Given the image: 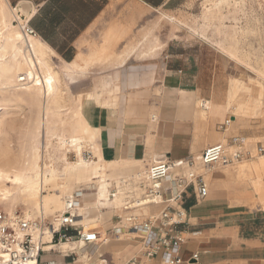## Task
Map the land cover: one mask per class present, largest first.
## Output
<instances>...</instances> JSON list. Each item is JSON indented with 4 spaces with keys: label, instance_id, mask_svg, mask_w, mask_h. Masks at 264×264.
Returning a JSON list of instances; mask_svg holds the SVG:
<instances>
[{
    "label": "rangeland",
    "instance_id": "rangeland-1",
    "mask_svg": "<svg viewBox=\"0 0 264 264\" xmlns=\"http://www.w3.org/2000/svg\"><path fill=\"white\" fill-rule=\"evenodd\" d=\"M14 25L17 24L14 22ZM101 48L107 50L103 55L93 54L95 49ZM54 53L53 64L60 77L59 96L53 103L54 113L44 120L53 130L48 147L43 151L44 158L45 153L53 152L54 146L65 144L57 140L58 137L68 139L74 128L87 125L94 132L93 144L100 151L97 127L106 110L118 107L140 111L157 103L160 97L167 95L165 70L172 71V77L178 75L183 80L181 90L188 92L184 96L193 101L199 135L196 142L212 136L215 141L211 144L225 145L233 137H242L253 154L251 160L208 172L207 185L222 182L239 204L264 209L260 207L264 195V166L261 165L264 152L256 153L257 147H264V0H179L178 6L157 10L132 0H110L100 18L81 35L71 60L75 62L73 67L68 68L64 59ZM134 83L138 85L133 87ZM256 98L260 100L258 105ZM203 101L207 110L202 108ZM58 108L60 115L55 113ZM37 112V106L29 104L27 92L21 93L12 85L0 90V159L13 160L22 155L21 149L37 135ZM124 114L138 115L128 111ZM229 118L235 123L218 130L217 126ZM202 149L193 152V156H198ZM44 158L46 164H51ZM83 158L92 159L89 147L83 150ZM66 159L68 162L76 160L72 152ZM132 163L121 162L119 158L103 159V177L108 183L126 178V184L120 185L121 208L125 193L131 190L128 179L144 169L138 163L137 170H132L131 166L136 164ZM4 187L12 189L10 183L4 182ZM77 187L82 184L61 191V209L53 214L43 212L44 217L51 219L61 212L64 199L78 192ZM52 194L55 192H44V195ZM84 198L86 203L94 202L86 195ZM0 209L3 210L1 206ZM86 209L90 214L95 211L90 205H86ZM159 209V206H151L150 212ZM16 211L25 214L22 206ZM103 220L107 222L106 229L102 226L92 229L100 232L102 238L106 230L107 237L114 239L105 237L109 244L102 247L112 253V257L119 247L134 242L133 236L125 235L116 240L112 224L116 226L122 220L113 214H105ZM135 247L138 253L140 247ZM103 258L109 264L110 256ZM42 260L55 264L66 261L55 254H46Z\"/></svg>",
    "mask_w": 264,
    "mask_h": 264
},
{
    "label": "crops",
    "instance_id": "crops-1",
    "mask_svg": "<svg viewBox=\"0 0 264 264\" xmlns=\"http://www.w3.org/2000/svg\"><path fill=\"white\" fill-rule=\"evenodd\" d=\"M109 1L31 0L29 23L31 25L32 19L37 15L44 23H50L55 16L59 15L62 25H71L75 21L84 24L85 27L79 31L70 45L73 48V59L81 35L100 18L104 9L108 7ZM132 1L153 10L171 8L179 4V0ZM7 2L14 8L16 4H22L23 0H7ZM59 36H63L61 32H59ZM38 39L50 47L39 34ZM71 60H64V62H71ZM165 73L164 77L168 79V81L166 80L167 87L164 88L167 95L160 97L157 103H152L147 108L143 107L140 111L137 108L123 110L118 107L106 110L101 125L97 127L100 129L98 142L104 160L110 161L119 158L121 162H126L125 160L129 163L139 161L144 167L152 161L160 159L179 160L190 155L193 156V152L203 148L199 152L200 154L206 147L213 145L211 143L215 141V137L212 136H208L201 142H196L199 135L197 119L192 110L193 101H189L190 98L184 96L188 92L181 90L182 78L177 77L178 75L175 78L172 77V71L165 70ZM136 85L138 84H132L133 87ZM127 111L137 112L138 115L136 117L125 116L124 113ZM132 178H129L128 181ZM125 179L122 178L120 182L115 180L114 183L113 180L109 182L107 192L109 206L100 212L102 221H104L105 214H113L120 218L124 225L127 224L128 214L122 210L121 206L117 213L112 205L117 197L122 200L123 193H120V185L126 184ZM224 185L219 182L216 186L213 184L208 186V194L202 199L196 198L192 188H188L182 196L181 206L185 211L186 219L185 224L179 227V232L185 239L184 244L177 252L181 260L180 264H264V209H251L245 204H239ZM114 190H119L121 195L118 194L112 198L110 195ZM78 192H82L84 198V191ZM88 198L95 200L94 196ZM152 206H159V211L163 208V205ZM144 208L135 210V214L140 212L145 214ZM150 208L151 205L146 206V214L159 212L151 213ZM112 226L113 229L115 225L112 224ZM98 233L100 234V232ZM103 236L104 238H101L104 240L105 237L109 238L106 231ZM131 236H133L131 240L134 242H130L122 248L119 247V250L115 249L118 251L114 252L115 256L112 257V253L106 248L102 249L109 244L107 241L103 246L93 251L80 250L74 262L61 255H55L66 260L61 264H103L101 260L106 256H110L109 264H130V260L134 257H137L136 264H166L168 258L171 257L164 252H159L153 259L146 260L136 253L135 246L140 247V237L138 235ZM121 237H125V234L121 233L116 240H120ZM66 244L59 245L60 251L64 252L70 248L69 246L62 247ZM74 247L78 246L75 244ZM88 252H96L97 258L91 262L84 259V254ZM193 254H198L196 262L191 260Z\"/></svg>",
    "mask_w": 264,
    "mask_h": 264
},
{
    "label": "bare ground",
    "instance_id": "bare-ground-1",
    "mask_svg": "<svg viewBox=\"0 0 264 264\" xmlns=\"http://www.w3.org/2000/svg\"><path fill=\"white\" fill-rule=\"evenodd\" d=\"M17 10L18 8L11 7L7 0H0V90L7 85H12L21 93L27 92L29 104L36 105L38 109L36 114L38 131L36 137L32 141L29 140V144L21 149L22 155L19 158L13 160L0 159V206L9 214H13L19 206H22L25 217L30 219H34V215L37 214L40 217L44 216L43 212L44 214H53L58 208L61 209V203H59L62 200L61 191L68 186L82 184V187H77V190H84L86 197L91 195L95 197V200L92 203H86L84 202L85 198L82 197L80 199L81 203L79 205L75 204L78 224L83 227L84 231L97 226L106 229L107 222L101 220L100 212L109 205V199L107 198L109 183L103 177V159L100 151L93 144L95 134L91 127L87 125L74 128L72 137L68 139L62 136L58 137L57 140L65 142V144L60 147L54 146L52 153H45L51 164H46L43 161V151L48 147V141L53 131L50 124L44 120L47 115L54 113L53 103L59 96L58 83L60 77L53 64L52 55L55 54L54 51L38 37L25 38L21 33L19 25L23 22L16 17ZM21 12L26 21L31 19L26 9L21 10ZM14 22L17 24L16 26ZM115 34L116 32L114 36ZM105 51L107 50H104V48L95 49L93 54L103 55ZM64 64L70 68L75 65V62H64ZM257 102L258 105L260 100H257ZM55 113L60 115L59 108L56 109ZM230 118L234 117L231 116ZM230 121L235 123V120ZM85 147L91 149L92 159L90 161L83 158ZM70 152L74 153L75 162L67 161L66 157ZM125 161L127 162V160ZM262 161L261 165L264 166V160ZM133 163L136 164L131 166L130 169L132 170L138 167L139 161ZM142 171L138 172L131 180L134 181L138 176H141ZM4 182L10 183L12 189L4 187ZM87 189L91 192H86ZM51 191H54L56 195H44V192L50 193ZM120 193L122 192L120 191ZM118 194L119 190H114L112 198ZM135 195L138 196L139 192L135 191ZM70 197L67 196L64 199L62 210L65 200ZM260 201L262 202L260 207L264 208V195L261 196ZM121 202V198L118 197L113 201L112 205L117 213L120 211ZM86 205H90L95 209L93 214L86 213ZM143 210L146 213V208ZM128 222L129 218L127 217ZM67 246L74 247V245L69 244L62 247L66 248ZM76 246L82 247V244H76ZM97 256L96 252H88L84 254L83 258L91 262Z\"/></svg>",
    "mask_w": 264,
    "mask_h": 264
},
{
    "label": "built area",
    "instance_id": "built-area-1",
    "mask_svg": "<svg viewBox=\"0 0 264 264\" xmlns=\"http://www.w3.org/2000/svg\"><path fill=\"white\" fill-rule=\"evenodd\" d=\"M31 0H23L29 4ZM16 17L20 19V31L25 38L38 37L31 27L29 20L21 12L20 4ZM202 108L207 110L206 102ZM231 123L225 119L217 126L218 130H225ZM264 152V147L256 148V153ZM253 158L245 139L233 137L227 144L216 143L206 147L198 156H187L179 160L160 159L144 166L141 176L131 180V190L126 192L122 210L128 214L129 227L122 225V221L112 229V234L118 239L119 235H138L140 237L139 256L146 260L153 259L159 252L171 255L166 264H180L177 252L185 239L179 232V227L185 224L186 214L181 206V198L188 188H192L196 198H205L208 185L205 176L216 168L231 167ZM129 187V185H128ZM129 188V189H130ZM135 191L140 193L135 195ZM113 194H111V197ZM82 192H75L65 200L64 208L56 216L49 219L38 216L34 219L26 218L25 214L6 213L0 209V264H55L44 261L46 254H56L71 259L78 257L79 251H93L105 244L100 234L93 230L84 231L78 224L75 204L81 203ZM149 205H163L155 214H135V210ZM125 234V235H126ZM82 244V247L68 248L60 251L59 245ZM104 256V255H103ZM198 254H193L191 260L197 261ZM108 264L106 259L101 260ZM130 264L137 263V257L130 260Z\"/></svg>",
    "mask_w": 264,
    "mask_h": 264
},
{
    "label": "trees",
    "instance_id": "trees-1",
    "mask_svg": "<svg viewBox=\"0 0 264 264\" xmlns=\"http://www.w3.org/2000/svg\"><path fill=\"white\" fill-rule=\"evenodd\" d=\"M31 27L37 31L41 38L64 60L70 61L73 52V48L70 45L85 25L79 24V22L76 21L71 25H62L59 15L55 16L50 23H44L37 15L32 19ZM59 32H61L63 36H59Z\"/></svg>",
    "mask_w": 264,
    "mask_h": 264
},
{
    "label": "water",
    "instance_id": "water-1",
    "mask_svg": "<svg viewBox=\"0 0 264 264\" xmlns=\"http://www.w3.org/2000/svg\"><path fill=\"white\" fill-rule=\"evenodd\" d=\"M20 9H21V10L26 9L28 13L31 12L30 6H29V4H27V3H22V4H20Z\"/></svg>",
    "mask_w": 264,
    "mask_h": 264
}]
</instances>
